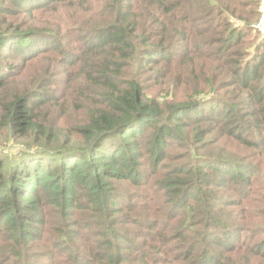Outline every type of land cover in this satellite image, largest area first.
Listing matches in <instances>:
<instances>
[{
    "label": "trees",
    "instance_id": "1",
    "mask_svg": "<svg viewBox=\"0 0 264 264\" xmlns=\"http://www.w3.org/2000/svg\"><path fill=\"white\" fill-rule=\"evenodd\" d=\"M261 2L0 0V264H264Z\"/></svg>",
    "mask_w": 264,
    "mask_h": 264
},
{
    "label": "built area",
    "instance_id": "2",
    "mask_svg": "<svg viewBox=\"0 0 264 264\" xmlns=\"http://www.w3.org/2000/svg\"><path fill=\"white\" fill-rule=\"evenodd\" d=\"M254 30L259 34L260 38L264 37V3L261 2V16L253 26Z\"/></svg>",
    "mask_w": 264,
    "mask_h": 264
},
{
    "label": "rangeland",
    "instance_id": "3",
    "mask_svg": "<svg viewBox=\"0 0 264 264\" xmlns=\"http://www.w3.org/2000/svg\"><path fill=\"white\" fill-rule=\"evenodd\" d=\"M131 189V188H130ZM121 196L126 201L127 197H125L124 190L121 189Z\"/></svg>",
    "mask_w": 264,
    "mask_h": 264
}]
</instances>
